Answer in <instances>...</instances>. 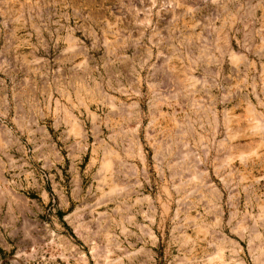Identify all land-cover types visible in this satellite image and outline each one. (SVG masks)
I'll list each match as a JSON object with an SVG mask.
<instances>
[{"label": "rangeland", "instance_id": "1", "mask_svg": "<svg viewBox=\"0 0 264 264\" xmlns=\"http://www.w3.org/2000/svg\"><path fill=\"white\" fill-rule=\"evenodd\" d=\"M67 5L92 39L91 84L81 59L64 76L51 57L0 52V264H264V160L230 164L211 104L222 54L260 67L264 0H0V18ZM151 42L173 52L168 74ZM255 80L236 97L257 118ZM259 135L230 144L261 156Z\"/></svg>", "mask_w": 264, "mask_h": 264}, {"label": "crops", "instance_id": "2", "mask_svg": "<svg viewBox=\"0 0 264 264\" xmlns=\"http://www.w3.org/2000/svg\"><path fill=\"white\" fill-rule=\"evenodd\" d=\"M14 1V0H12ZM67 12L63 14V18L59 19H29L28 17H22L20 10L15 9V15L20 13L19 17H13L8 19L0 18V43L4 44V48H1L0 52L9 48L7 53L12 56L13 59H30L36 60L38 66L39 62L45 61L48 57H51L58 64L57 70L64 73V76H70L73 71V64L76 60L81 59V64H83L84 72L90 74V84H91V59H92V39L87 41L88 37L78 38L74 34L75 21L71 20V16L74 17V8H70L69 5L65 6ZM65 7L63 6L64 10ZM71 10L73 13H69ZM18 12V13H17ZM72 14V15H71ZM73 24V26L71 25ZM87 30V23L84 24V33ZM152 40V39H151ZM121 42V41H118ZM5 44H9L8 46ZM123 49L126 43H123ZM167 44V43H165ZM50 47H52V53L50 54ZM163 43L161 42H151L150 59L154 57L155 63L159 60V64H156V69L159 67L164 69L165 74H168L173 66V52L162 49ZM135 53V52H134ZM115 58H119L116 55L118 51L113 52ZM135 57V54H132ZM250 54L237 52H228L220 56L218 62V67L215 69L214 78L218 79V83H213L211 89H219L223 92V98L212 100L211 104L215 108H223L220 112L221 118L217 116L214 118L215 130L216 132H223L224 139L229 145V150L226 153L229 157L230 164L239 162L248 167L257 157L258 159L264 160V153L259 156L258 151L253 150V148L247 145L242 149L237 151L236 147L232 148L233 145L230 144L231 141L240 139L251 140L258 133H262L264 138V114L261 113L257 116L262 123L261 132L253 129V123L257 118H254L252 113V108L256 104L253 103L251 98H245L243 101H237V91L253 90L254 85H256L255 77L259 76V81L261 84V90L264 91V56L261 58L260 67L253 68L252 59L249 58ZM125 58V57H121ZM237 58L242 60L241 64H237ZM181 65L179 67H187L186 61L184 59L180 60ZM256 66V65H255ZM44 69V67H43ZM88 70V72H87ZM39 71V68H37ZM187 71V70H186ZM69 73V74H68ZM187 73V72H186ZM171 74V73H170ZM188 74V73H187ZM210 75H206L204 71L202 73L203 81L201 82L203 87H206L208 79L206 78ZM61 81V80H60ZM63 81V80H62ZM70 78H64V82H69ZM88 88L91 85L88 84ZM166 89L167 87L158 86V90ZM259 105L264 107V97L259 100ZM166 105V104H165ZM243 108L240 115H237V107ZM164 119L166 117L164 116ZM222 121H221V120ZM250 143V142H248ZM235 144V143H234ZM247 144V143H245ZM261 170H264V164ZM264 172V171H263ZM3 186L4 185H0ZM7 203L10 201H4ZM1 202V203H4ZM0 203V204H1ZM4 205V204H2ZM0 205V214H9L7 207L4 208Z\"/></svg>", "mask_w": 264, "mask_h": 264}, {"label": "bare ground", "instance_id": "3", "mask_svg": "<svg viewBox=\"0 0 264 264\" xmlns=\"http://www.w3.org/2000/svg\"><path fill=\"white\" fill-rule=\"evenodd\" d=\"M73 130L76 132V131H77V128L74 126V127H73Z\"/></svg>", "mask_w": 264, "mask_h": 264}]
</instances>
